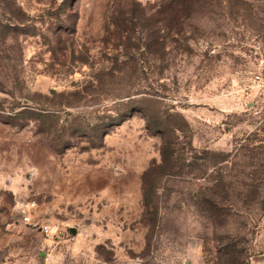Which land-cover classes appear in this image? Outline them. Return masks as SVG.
I'll list each match as a JSON object with an SVG mask.
<instances>
[{
    "label": "rangeland",
    "instance_id": "1",
    "mask_svg": "<svg viewBox=\"0 0 264 264\" xmlns=\"http://www.w3.org/2000/svg\"><path fill=\"white\" fill-rule=\"evenodd\" d=\"M181 7L0 0V264L264 261V0Z\"/></svg>",
    "mask_w": 264,
    "mask_h": 264
},
{
    "label": "trees",
    "instance_id": "2",
    "mask_svg": "<svg viewBox=\"0 0 264 264\" xmlns=\"http://www.w3.org/2000/svg\"><path fill=\"white\" fill-rule=\"evenodd\" d=\"M194 2H195V0H171V5H173V6H182L183 7V8L181 7V9L183 11L176 12L177 14L178 13L181 14V15H178V20H180V18L183 17V16L186 17V18L192 16L193 11H194ZM169 21L172 23L173 19L171 18ZM166 143H167V141L165 140L164 144L166 145ZM166 151H168V147L167 148L165 147L163 149V153L165 154V156H164L165 161L170 158L168 155H166Z\"/></svg>",
    "mask_w": 264,
    "mask_h": 264
},
{
    "label": "built area",
    "instance_id": "3",
    "mask_svg": "<svg viewBox=\"0 0 264 264\" xmlns=\"http://www.w3.org/2000/svg\"><path fill=\"white\" fill-rule=\"evenodd\" d=\"M257 77H258V78H260V76H259V75H257ZM42 228H43V229H44V231H46V232L49 230V227H48V226H44V227H42Z\"/></svg>",
    "mask_w": 264,
    "mask_h": 264
},
{
    "label": "crops",
    "instance_id": "4",
    "mask_svg": "<svg viewBox=\"0 0 264 264\" xmlns=\"http://www.w3.org/2000/svg\"><path fill=\"white\" fill-rule=\"evenodd\" d=\"M252 264H264V261H262V262H253Z\"/></svg>",
    "mask_w": 264,
    "mask_h": 264
},
{
    "label": "water",
    "instance_id": "5",
    "mask_svg": "<svg viewBox=\"0 0 264 264\" xmlns=\"http://www.w3.org/2000/svg\"><path fill=\"white\" fill-rule=\"evenodd\" d=\"M71 230H72L73 233H77L76 228H72Z\"/></svg>",
    "mask_w": 264,
    "mask_h": 264
}]
</instances>
